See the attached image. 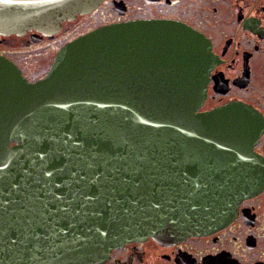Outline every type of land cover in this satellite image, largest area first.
I'll use <instances>...</instances> for the list:
<instances>
[{"label":"snow or ice","instance_id":"6c2138e0","mask_svg":"<svg viewBox=\"0 0 264 264\" xmlns=\"http://www.w3.org/2000/svg\"><path fill=\"white\" fill-rule=\"evenodd\" d=\"M68 91L82 94L68 95L72 105L28 112L16 121L21 131L0 140V264H100L113 234L180 230L193 218L216 214L225 193L257 178L163 126H126L91 107L93 97L82 89ZM5 125L11 126L3 110ZM206 258L204 264L216 260Z\"/></svg>","mask_w":264,"mask_h":264},{"label":"water","instance_id":"95a60500","mask_svg":"<svg viewBox=\"0 0 264 264\" xmlns=\"http://www.w3.org/2000/svg\"><path fill=\"white\" fill-rule=\"evenodd\" d=\"M104 1L8 0L5 3L0 0V36H23L28 31L41 34L39 39L51 36L60 30L63 22L92 12ZM113 9L124 13L121 2L115 3ZM174 39L181 43H172ZM210 54V43L181 23L131 20L99 26L64 44L56 52L45 76L35 82H28L13 62L0 55V119L5 110L11 125L0 127V140L5 134L19 133L21 128L16 121L26 118L28 112L41 106L72 105L68 95L82 93L68 90L82 89L93 97L91 107L114 115L126 126L139 129L163 126L170 135L183 138L206 155L254 170L255 180L242 183L233 194L225 193L217 202L219 215L224 206H233V201L260 191L264 187V179H260L264 170H252L261 164L254 166L252 144L257 136V124L249 107L231 104L206 115L195 114L206 96L205 67ZM15 143V140L10 141V145ZM112 163L109 162V166ZM123 163L121 161L120 165ZM121 175L127 174L121 172ZM56 191L63 194L64 189ZM94 192L93 188L89 194ZM39 195L43 198V192ZM205 216L199 220L193 218L177 231L139 227L113 234L102 255L105 257L112 247L130 240L152 237L173 242L203 233ZM56 243H60L59 238ZM62 251L63 247L55 254ZM37 255L42 254L37 252Z\"/></svg>","mask_w":264,"mask_h":264},{"label":"flooded vegetation","instance_id":"af4514ba","mask_svg":"<svg viewBox=\"0 0 264 264\" xmlns=\"http://www.w3.org/2000/svg\"><path fill=\"white\" fill-rule=\"evenodd\" d=\"M116 2L123 4V14L114 11ZM103 9L104 15L93 19ZM131 20L178 22L210 43L206 96L195 114L231 104L249 107L257 124L254 166L261 164L252 170H264V0H107L95 11L65 21L57 34L37 43L28 42L37 38L30 32L22 37L25 46L39 44L46 53L55 50L54 56L63 44L98 26ZM3 41L0 36V44ZM0 55L11 59L2 51ZM11 60L28 81L40 78H28ZM220 213L204 217L203 233L173 242L130 240L112 247L100 264H204L209 255L216 257L214 264H264V187Z\"/></svg>","mask_w":264,"mask_h":264},{"label":"rangeland","instance_id":"374dc122","mask_svg":"<svg viewBox=\"0 0 264 264\" xmlns=\"http://www.w3.org/2000/svg\"><path fill=\"white\" fill-rule=\"evenodd\" d=\"M104 8V7H102ZM105 9L101 11L102 15H95L93 19H97L104 15ZM25 36V35H23ZM25 37L8 36L5 41L0 44V51L10 56L22 67L24 74L31 79L41 77L47 71L53 59L52 53H46L39 44L26 45L23 42ZM28 42L31 40L28 38ZM57 46L58 42H53ZM6 50V51H5ZM56 53V52H55Z\"/></svg>","mask_w":264,"mask_h":264}]
</instances>
